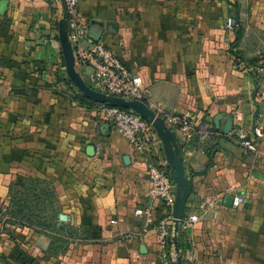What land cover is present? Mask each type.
<instances>
[{"label":"crops","instance_id":"obj_1","mask_svg":"<svg viewBox=\"0 0 264 264\" xmlns=\"http://www.w3.org/2000/svg\"><path fill=\"white\" fill-rule=\"evenodd\" d=\"M245 1L80 0L89 37L142 77L156 116L189 110L215 132L210 156L172 127L193 183L176 232L174 206L149 196L150 161L169 166L163 143L139 149L97 106L75 98L84 93L67 72L64 0H0V264H264V137L255 153L229 137L251 134L264 117V0ZM231 15L258 29L257 66L235 62ZM69 42L91 87L92 71ZM31 186L49 193L58 225L73 224L72 234H60L68 244L11 217L13 199ZM235 195L245 203L235 207ZM189 215L198 220L182 229Z\"/></svg>","mask_w":264,"mask_h":264},{"label":"built area","instance_id":"obj_2","mask_svg":"<svg viewBox=\"0 0 264 264\" xmlns=\"http://www.w3.org/2000/svg\"><path fill=\"white\" fill-rule=\"evenodd\" d=\"M68 13L69 37L74 44L76 61L81 66H90L92 72L88 75L91 87L107 95L122 97L126 100L145 101L143 80L139 75L131 72L129 67L117 59L101 41H94L89 37V26L79 18L80 0H64ZM236 22L232 17H227L226 27L233 32ZM152 105V104H151ZM153 106V105H152ZM108 122L127 140L139 149L153 153L162 141L152 122L143 118L132 110L119 106L102 104L98 106ZM160 116L165 123L176 129L188 145H196L199 150L206 152L215 133L210 121H199L192 111L171 113L161 111ZM231 140L241 147L251 151H258V144L264 137V117L258 115L252 126L251 134L243 129L229 135ZM151 187L149 196L161 199L167 207H173L176 200V181L172 169L161 163V159L153 158L149 163ZM175 175V174H174ZM242 195L233 197V205L238 207L245 203ZM136 214L150 215L148 209H136ZM198 220L197 215H189L180 226L187 229ZM160 238L165 243L169 233L160 226Z\"/></svg>","mask_w":264,"mask_h":264},{"label":"water","instance_id":"obj_3","mask_svg":"<svg viewBox=\"0 0 264 264\" xmlns=\"http://www.w3.org/2000/svg\"><path fill=\"white\" fill-rule=\"evenodd\" d=\"M5 3H3L4 8ZM66 9V8H65ZM66 17L68 18V13L66 10ZM68 20H64L61 23L62 36L61 43L63 52L67 64V72L71 81L87 95L90 99L96 101L97 103L107 104L110 106H119L128 110H132L152 122L154 128L156 129L163 145L166 154V159L169 166L174 170L175 181H176V200L174 204V221H175V230L176 232L179 229V222L182 218V214L188 200V197L192 191L193 183L192 180L188 181L186 178V172L184 167V161L182 157V151L179 145L175 142L172 132V127H168L163 118L155 115L154 111L141 100H126L122 97L107 95L105 93L94 90L92 87L88 86L85 81L82 79L80 74L75 68V61L72 54V48L69 42L68 36ZM109 25L115 29V23L111 22ZM232 128V120H230L225 129L224 134H228ZM233 203V202H232ZM61 221H67L68 216L66 214L60 215ZM61 224V223H60ZM176 242V237L174 238ZM179 264L181 259H178Z\"/></svg>","mask_w":264,"mask_h":264},{"label":"trees","instance_id":"obj_4","mask_svg":"<svg viewBox=\"0 0 264 264\" xmlns=\"http://www.w3.org/2000/svg\"><path fill=\"white\" fill-rule=\"evenodd\" d=\"M231 17L235 20L236 26L235 30H240L239 22L235 18V16L231 15ZM254 64V60L251 63H248V66H252ZM67 84V83H66ZM75 98L81 105L92 107V106H100L101 103H97L92 99L88 98L84 94H75ZM128 110V109H126ZM215 143H210L206 147V152L211 156L215 149ZM203 170H195V174L202 173ZM173 177L174 172L172 170ZM48 192L38 189L36 187H27L21 193H18L15 196V199L12 201L10 215L15 221H18L23 224L31 225L37 227L38 230H51L55 234L52 235L56 239V241H60L62 244H68V239L63 238L60 234L71 233L74 230L73 224L70 222L63 223L62 225H58V211L53 208V206H48ZM51 195V193H50ZM56 210V211H55ZM59 234V235H58ZM172 244V239H168V245Z\"/></svg>","mask_w":264,"mask_h":264},{"label":"rangeland","instance_id":"obj_5","mask_svg":"<svg viewBox=\"0 0 264 264\" xmlns=\"http://www.w3.org/2000/svg\"><path fill=\"white\" fill-rule=\"evenodd\" d=\"M240 4L239 6L243 3H245V0H237ZM244 7V6H242ZM234 9L236 8L235 6L233 7ZM240 30H233V37H234V42H233V48H234V57H235V62L238 64H248L251 63L252 60H254V64L257 66L258 63L263 62L262 59H259V55L257 53V35H258V29L254 27L250 28H244V26L241 24V21H238ZM256 27V26H255ZM246 56H251V57H246ZM253 55V56H252ZM84 67L85 69H91L90 66H81Z\"/></svg>","mask_w":264,"mask_h":264}]
</instances>
